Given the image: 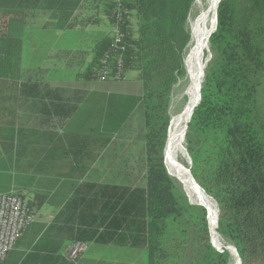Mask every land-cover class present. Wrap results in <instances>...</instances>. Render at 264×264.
<instances>
[{"label": "trees", "instance_id": "1", "mask_svg": "<svg viewBox=\"0 0 264 264\" xmlns=\"http://www.w3.org/2000/svg\"><path fill=\"white\" fill-rule=\"evenodd\" d=\"M192 1L122 0L123 13L117 15L115 0H104L112 29L89 51L73 57L76 80L123 82L136 72L141 83L138 99L121 95L115 101L111 96L104 127L122 130L135 102L140 103L144 184H106L104 192L106 198L117 193L106 205L120 206L125 223L120 227L137 243L143 241L147 264L231 261L229 247L216 242L207 203L186 193L166 164L172 93L187 75L184 55L191 40L187 18ZM219 2L216 30L215 23L207 36L212 57L200 86L201 99L196 105L197 97L191 121L182 128V142L192 159L191 180L214 203L216 232L236 247L241 264H264V0ZM6 36V24L0 22V38ZM7 42L8 69L0 72V123L15 124L18 83L35 72L21 70L19 41ZM40 201L29 197L28 204L36 209ZM15 263L6 257L1 264Z\"/></svg>", "mask_w": 264, "mask_h": 264}, {"label": "crops", "instance_id": "2", "mask_svg": "<svg viewBox=\"0 0 264 264\" xmlns=\"http://www.w3.org/2000/svg\"><path fill=\"white\" fill-rule=\"evenodd\" d=\"M0 22L7 30L0 38V72L8 69L7 38L19 41L21 70L35 72L18 83L16 123H0V194L44 197L7 257L15 264H123L96 252L88 256L95 245L146 249L120 227V206L106 205L117 193L106 198L104 192L106 184L142 186L143 173L122 174L114 148L130 133L104 127L100 93L118 82L76 80L73 57L90 48L67 42L72 33L93 41L112 29L104 0H0ZM76 241L89 249L73 262L66 249Z\"/></svg>", "mask_w": 264, "mask_h": 264}, {"label": "rangeland", "instance_id": "3", "mask_svg": "<svg viewBox=\"0 0 264 264\" xmlns=\"http://www.w3.org/2000/svg\"><path fill=\"white\" fill-rule=\"evenodd\" d=\"M212 1H214L215 7L212 10H209ZM218 2L219 0L192 1L187 18L191 40L187 47L186 54L184 55V64L187 75L173 89L170 105V111L172 113V129L166 145V164L170 175L179 182L186 193L196 198L203 199L207 203L211 222H213L212 224H214L212 216L215 217L214 203L211 197L205 194L191 180L189 174L190 159L182 142V128L184 125H187L186 123L189 118L187 117V114L190 106H192L191 102L193 103V98L200 93L202 79L209 62L208 56L210 47L207 36L210 29L216 23ZM206 18L207 21L205 22ZM95 41L96 39L92 41L87 38L86 35L76 36L75 33L70 34L67 40L69 44L80 46L81 49L91 48ZM62 42L65 43L66 41L64 40ZM37 54L38 53L36 52V56ZM127 79L126 81L115 83L110 91L100 93L105 98V102L112 97H114L115 101H118L119 96L121 95H130L134 99H138L141 96L142 87L140 81L137 79V73L133 72ZM261 95L264 111V88L261 90ZM125 125V129L130 133L131 137H127L125 141L123 140L121 143L117 144V147L114 148V150L119 154L122 174L126 175L128 174L127 172H132V174L138 175L135 176V178H138L142 176L141 151L144 135L143 109L139 102H135L134 109L129 115ZM214 234L218 245H226L231 248V246L228 245V243L225 242L216 231H214ZM94 247L96 248H93L91 250L92 254L88 256L90 259L94 257L93 255L96 252L99 254L100 258L104 260L118 259L120 263L122 262L123 264H147V251L145 248L128 251L123 247L117 246L107 247L106 245H95ZM224 250L225 249L222 251ZM230 254V264H236L238 255H233L231 251ZM87 262L88 260L85 263Z\"/></svg>", "mask_w": 264, "mask_h": 264}, {"label": "built area", "instance_id": "4", "mask_svg": "<svg viewBox=\"0 0 264 264\" xmlns=\"http://www.w3.org/2000/svg\"><path fill=\"white\" fill-rule=\"evenodd\" d=\"M122 0H115L114 13L121 15ZM114 32L118 28L113 25ZM107 74V72H105ZM29 198L18 191L0 194V264L14 249L24 231L37 218V211L30 207ZM89 249L88 243L76 241L66 249V257L75 262Z\"/></svg>", "mask_w": 264, "mask_h": 264}, {"label": "bare ground", "instance_id": "5", "mask_svg": "<svg viewBox=\"0 0 264 264\" xmlns=\"http://www.w3.org/2000/svg\"><path fill=\"white\" fill-rule=\"evenodd\" d=\"M215 7V3H214V1H212L211 2V5H210V8H209V10H212L213 8ZM209 13V12H208ZM207 13V14H208ZM207 21V18L205 19V22ZM210 50V49H209ZM209 54H210V52H209ZM210 56V55H209ZM209 56H208V58H209ZM209 60V59H208ZM197 97H199V99H200V93H199V96H196L195 98H193V103L191 102V104H192V106H190V109H189V111H190V113H189V111H188V114H187V117H189L188 118V120L190 121V119H191V117H190V115H191V110H192V108H193V106H194V104H195V101H196V99H197ZM199 99H198V102H199ZM197 102V103H198ZM197 105V104H196ZM195 105V106H196ZM195 106H194V108H195ZM193 111H194V109H193ZM192 114H193V112H192ZM189 115V116H188ZM188 121V122H189ZM186 149V148H185ZM187 151V150H186ZM187 155H189L188 154V152H187ZM189 159H190V157H189ZM189 169H190V167H189ZM215 215V214H214ZM213 217V219H212V221H214V224H213V229H214V231H216V223H217V221H216V217H214V216H212ZM229 250L233 253V255H236L237 253L234 251V249L233 248H229ZM236 253V254H235ZM239 258V257H238ZM238 264V263H237Z\"/></svg>", "mask_w": 264, "mask_h": 264}, {"label": "water", "instance_id": "6", "mask_svg": "<svg viewBox=\"0 0 264 264\" xmlns=\"http://www.w3.org/2000/svg\"><path fill=\"white\" fill-rule=\"evenodd\" d=\"M221 1V0H220ZM220 3V2H219ZM218 6H219V4H218ZM217 10H218V7H217ZM216 27H217V11H216V26H215V29H214V31L216 30ZM213 31V32H214ZM212 32V33H213ZM210 56H209V60L211 59V57H212V54H211V51H210V54H209ZM208 60V61H209ZM200 99H201V88H200ZM200 99H199V102H200ZM199 102L197 103V105L199 104ZM195 110V109H194ZM190 121H191V119H190ZM190 121H189V123H190ZM189 125V124H188ZM187 150V149H186ZM188 152V151H187ZM189 154V153H188ZM189 157H190V155H189ZM192 166V159H191V157H190V167ZM190 171H191V168H190ZM169 172V171H168ZM191 175H192V173H191ZM192 177H193V175H192ZM194 178V177H193ZM200 186V185H199ZM201 187V186H200ZM201 189H203L202 187H201ZM204 191V190H203ZM189 201H190V199H189ZM191 202V201H190ZM192 203V202H191ZM192 204H197V205H202V206H204L203 204H200V203H192ZM217 204V203H216ZM205 208H207L206 206H204ZM218 207V206H217ZM218 218H219V210H218ZM218 218H217V220H218ZM208 221H209V217H208ZM209 227H210V225H209ZM233 247H234V249H235V251L237 252V249H236V247L233 245ZM237 255H238V257H239V264H241V259H240V256H239V254H238V252H237Z\"/></svg>", "mask_w": 264, "mask_h": 264}]
</instances>
